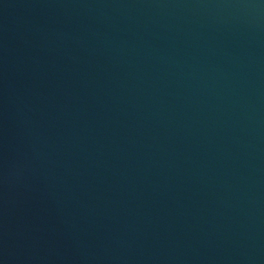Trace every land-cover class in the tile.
<instances>
[{
    "label": "water",
    "instance_id": "water-1",
    "mask_svg": "<svg viewBox=\"0 0 264 264\" xmlns=\"http://www.w3.org/2000/svg\"><path fill=\"white\" fill-rule=\"evenodd\" d=\"M0 264H264V0H0Z\"/></svg>",
    "mask_w": 264,
    "mask_h": 264
}]
</instances>
